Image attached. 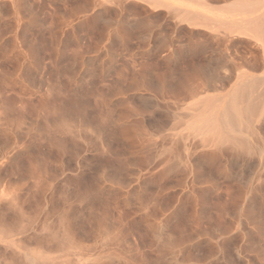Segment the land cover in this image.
Returning a JSON list of instances; mask_svg holds the SVG:
<instances>
[{"label":"rangeland","instance_id":"1","mask_svg":"<svg viewBox=\"0 0 264 264\" xmlns=\"http://www.w3.org/2000/svg\"><path fill=\"white\" fill-rule=\"evenodd\" d=\"M103 1L110 10L106 14L102 0H0V222L7 216L0 226L21 248L42 247L50 256L41 264H264L262 173L251 190L228 176L229 192L241 201L222 199L218 208L195 210L190 196L177 198L185 193L176 178L147 169L151 155L173 138L171 132L184 131L174 129L170 112L187 113V106L206 93L227 92L240 68L263 73L261 54L255 68L232 60L235 50L260 53L256 32H250L252 38L231 34L225 51L230 57L223 56L221 43H211L222 57L218 65L226 66H218L210 89L200 71L203 54L195 51L201 35L187 32L204 26L179 23L174 54L154 51L141 44L144 29L126 32L121 23L138 18L157 27L166 22L171 35L175 20L164 7L124 0L127 9L120 11ZM206 1L220 8L211 6L218 14L230 15L222 9L236 0ZM246 3L252 4L251 16L264 11V3ZM98 12L96 21L88 19ZM119 15L120 28L108 36L105 19ZM216 47L223 50L219 57ZM192 142L186 135L173 142L179 154L174 162L181 168L193 152ZM217 180L225 182L223 175ZM167 192L176 196L168 208ZM62 218L71 232L67 245L48 231ZM0 264L27 263L0 240Z\"/></svg>","mask_w":264,"mask_h":264},{"label":"bare ground","instance_id":"2","mask_svg":"<svg viewBox=\"0 0 264 264\" xmlns=\"http://www.w3.org/2000/svg\"><path fill=\"white\" fill-rule=\"evenodd\" d=\"M105 1H108L110 5L114 4V6H116L120 11L127 9L125 4L123 5L124 0ZM141 1L145 2L147 5H151V7L153 6V9L156 6L164 7L167 10V13L170 15L168 17H170V19L172 17V19L175 20V23L173 20L174 25L172 24L171 26L173 28L169 26L171 30L173 29V32H170L171 35L167 34V32H165L164 30L165 27H168L166 22H164L166 26L162 24L164 27L159 26V24L156 25L157 27H153L150 24H146V22H139L140 19L138 18H132L126 21L122 20L123 22L121 23V29L125 28L122 29L123 31L126 30V32H130L134 27L144 29L145 33L141 35L142 39H140V41L142 45H145L147 47L149 46V49H151V46H153L155 48L154 51L163 48V50L167 51V53L174 54V51L176 50L174 40L178 38L177 34L179 32V29L181 28L179 23H188V27H191L192 25V28H194V26L205 27V29L203 27V30H200L201 32L199 31V29H188L189 31H187L186 29V31L189 32V36L192 37H198L199 35H201L199 37L201 38L203 43L196 45L195 51L203 54L202 56L199 55L201 57H204L200 71H202L201 74L203 73V76H205L208 82H210L209 87L211 83L214 80H217V77H219L218 66L224 65L222 64V57L217 58V56L212 51L214 50L212 49V44L216 43L218 44V46H220L219 43H221L224 51L222 49L219 51H223L224 53L225 51L228 52V46L229 44H232L234 37L231 34H233L234 32L236 33L234 34L235 37L236 35L240 37L239 35L243 34L248 35L251 38L254 37V35H252V33L250 32H256L255 38L259 42H255V46L257 45L260 50V53L253 51H241L242 53H240L239 51L236 54V50L231 46V50H235V52H231L229 50V54L230 52L235 53L232 54V60L234 61V63H240L242 65L249 66V68H255L257 66L258 58H260L258 57L260 54L263 59L262 61L264 62V11L255 16L247 14V12L249 11L248 8L251 9L250 5H255L254 2H252V4H248L246 3L248 2V0H238L240 1L239 4L241 3L242 5H245L242 6L241 4H237V0V2L235 1L233 3L230 1L231 4L226 5V10L222 9V12L224 10L230 15H220L221 13L218 14V12L213 11L214 9L211 6H214L215 8V5H210L211 2L209 1V4V2H207L206 0H180L177 4L170 3L168 0ZM258 1L259 0H257V4L262 5L261 3H264L260 1V3H258ZM99 4L102 9L101 12L103 11L104 14H106L107 11L110 12L109 8H107L109 6H106V3H104L103 0ZM215 9L220 10V8ZM101 12H98L93 16H89L88 19L96 21V19L101 16ZM117 14L119 13L117 12ZM238 14L245 15L239 18H235V15ZM120 15L119 17L117 16L115 18L109 16L108 19H105L106 25L104 28H107L106 34L109 33L108 36L115 34H111V30L114 32L117 27L120 28V19H118L120 18ZM84 18L82 17V21ZM88 19L86 18L87 21H89ZM144 26H147V29H145ZM204 30L209 31H206L207 33H202ZM132 33L134 34V32ZM201 33L203 34V38ZM247 38L248 37H246L245 39L248 42H251V40ZM236 39L237 38H235V40ZM253 46L254 45L252 44V47ZM210 51H212L213 53H210ZM211 54H214L217 60L221 59L222 63L218 65L219 60L217 61L214 58V55ZM226 55H228V53H225V55L223 56L230 57ZM219 56H221V53L218 55V57ZM238 65L234 67L236 68L238 67ZM240 66L241 65H239V67ZM224 68H226V71L225 69L224 71L227 73V70L229 69L227 67ZM235 68L232 70H236ZM240 69L237 70L238 72L235 71L234 78L236 75V80L233 86L227 92L216 94L214 93L213 95L209 93V96L207 93L205 94L206 96L203 94L205 97L201 96L200 98L195 99V101H193L190 106H187V113H179L176 111L169 113L175 120L174 129L176 130L177 128L179 130L181 127L185 132H171L173 138H170L169 142H162V152L156 155L152 154L151 160H149V163L147 164V169H152L153 171H155L154 169H157V173L160 177L167 178V180L170 178H176V185L179 186L181 192L185 193L181 196L178 195L177 198L190 196L193 201L192 207L195 210L215 209L219 207L217 201H220L222 199H234L233 195L229 192V189L232 186L231 183L227 180V178H229V175L235 178L240 183H244L248 190H251L253 188L257 179L260 180L259 178L261 176V173L264 176V70L261 75H250L246 73V71H243V69ZM225 72L223 73L222 71L221 73L225 75ZM229 73L231 74L230 71L228 72V74ZM230 74L228 75V78ZM220 78L222 79V77ZM230 78H233V76H231ZM224 79H227V76H225ZM223 82H226V80ZM212 85L214 86V84ZM212 85V88L210 89H213ZM214 92H216L215 89ZM162 126V122L159 119H156L157 129H161ZM185 135L191 136L193 139L192 145L190 146L191 149H193V152H190V154H188L186 158L187 160L184 163L185 165L183 168H181L180 164L177 165L176 162H174V159L178 158L179 154L177 149L174 147L173 142H175V138L176 140H179V138H184ZM139 149L142 150L144 149V147H140ZM154 152L158 153L157 151ZM199 172L203 174L202 176L207 177L201 179V174H199ZM219 175L224 176L225 182L217 180L219 179ZM169 193L170 192L166 193L167 204L164 205L166 208L172 207L173 199L176 197L174 194H171L169 198ZM234 200L235 202L241 201L242 197L240 196L238 198H235ZM240 207H242V205H240ZM160 208L161 207H159L157 210H160ZM5 217L7 218V216H3L1 218V222H3L2 224H4L5 222ZM4 226H0V240L5 241L7 245L14 248L15 252L18 254V257L21 258L22 261L27 264H41L49 258L50 255H48L42 247H35L32 249L21 248L18 245L19 239L17 241L16 238L12 239L13 234L11 235L10 230L8 228H5ZM48 231L52 237L58 238L59 235L66 245L67 243H70V241H72L69 224L66 220H63V218L62 220L59 219L57 227L49 225ZM71 247L75 248V245Z\"/></svg>","mask_w":264,"mask_h":264}]
</instances>
